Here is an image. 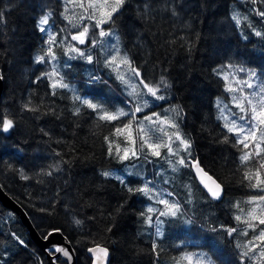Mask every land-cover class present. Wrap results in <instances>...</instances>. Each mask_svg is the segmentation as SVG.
I'll list each match as a JSON object with an SVG mask.
<instances>
[{
    "label": "trees",
    "instance_id": "16d2710c",
    "mask_svg": "<svg viewBox=\"0 0 264 264\" xmlns=\"http://www.w3.org/2000/svg\"><path fill=\"white\" fill-rule=\"evenodd\" d=\"M145 3L149 6L147 17L138 13ZM63 8V0H0V12L4 14L0 22V74L4 79L0 113L7 112L16 121L10 132H0V185L22 206L41 234L61 230L77 249L79 264H91L86 251L91 238L107 241L110 264H169L176 250V239L188 236L213 237L214 242L207 245L223 264H241L235 241L223 232L210 231L212 226L221 224L243 228V224L234 220L237 210L231 204L256 194L247 181L242 182L244 169L239 164L237 149L218 142L223 121L217 119L215 100L220 96L228 103L230 97L212 70L231 61L264 71V39L256 37L246 22L237 26L231 19L235 10L247 15L258 30H264V21L252 11L264 10V4L253 5L250 0H127L121 11L116 29L124 49L153 80L161 74L167 76L171 102L184 109L181 127L193 138V156L225 189L221 200H211L193 169L181 167L174 172L166 161L151 157L152 163L143 162V158L135 162L137 165L143 162V168L133 171L153 180L158 188L167 184L178 190L184 219L194 221L192 225L180 220L165 222L164 238L160 241L163 251L158 259L151 253L154 228L144 224L138 215L152 202L136 194L125 203L128 194L120 182L100 175L106 169L125 174V165L105 154L107 145L103 137L110 134L112 124L98 121L86 108L81 109L80 116H73L71 92L61 89L52 96L46 79L37 82V77L48 70L46 65L35 63V57L45 47L44 34L36 27L37 19L43 11L50 10L53 26L59 29L67 23L60 15ZM243 35L248 38L243 39ZM79 64V78L69 83L81 96L102 100L111 93L121 103L126 99L113 87L114 83H109L108 80H116L109 71ZM89 71L98 73L108 83L89 85ZM238 75L244 77V73ZM29 99L39 111L23 108ZM230 107L238 111L234 105ZM51 108L56 109L59 118L52 114ZM121 140L117 138V142ZM57 163L59 171L53 170L51 176L40 174L41 169L49 170L50 165ZM16 169H23L30 179H22ZM164 169L170 183L163 175ZM128 179L139 183L141 176ZM185 185L191 187L194 200ZM121 204L124 206L117 211ZM242 207L247 211L250 206L242 203ZM40 208L48 211L41 212ZM74 217L83 223L76 225ZM179 223L185 235L177 234ZM109 225H114L111 232L107 231ZM246 240L247 237H236V241ZM183 248L189 250V244ZM49 251L55 253L54 248ZM56 262L65 264L60 257ZM0 264H50L19 216L1 203Z\"/></svg>",
    "mask_w": 264,
    "mask_h": 264
},
{
    "label": "snow or ice",
    "instance_id": "6c2138e0",
    "mask_svg": "<svg viewBox=\"0 0 264 264\" xmlns=\"http://www.w3.org/2000/svg\"><path fill=\"white\" fill-rule=\"evenodd\" d=\"M258 2L264 4V0H250L253 5ZM126 3L127 0H63L64 8L60 15L67 23L65 27L55 32L52 31V25L55 22L53 12L43 11L37 19L36 27L44 34L45 47H42L41 53L35 57V63L46 65L48 70L37 77V82L46 79L52 96L57 95V91L61 89L71 92L74 105L73 116H80L81 109L86 108L91 110V114L98 121L112 124L110 134L103 137L107 145L105 154L110 159L124 164L125 174L119 175L113 170L106 169L100 175L120 182L122 190L128 194L125 197V203L136 194L152 202L138 215L144 224L154 228V234H151L153 235L151 253L158 259L163 251L160 241L164 238L162 227L165 223V220L160 217L168 218L170 221L180 220L186 225H192L194 221L190 218L184 219L183 206L179 200L173 198V193L158 189V185L153 180L144 178L141 172L133 170L137 167L142 169L143 162L152 163L150 157L162 159L174 172L181 167L193 169L211 200H221L225 189L222 183L208 175L198 157L193 156V138L181 127L185 115L183 106L170 105L164 109L163 113L153 109L152 106L156 101L170 99L168 90L171 84L167 76L161 74L158 79L153 80L145 71H142V66L135 64L127 51L121 53L116 24ZM252 11L264 21V10L253 8ZM138 13L147 17L148 4L145 3L138 9ZM172 14L174 16L177 14L175 9L172 10ZM231 19L237 26L246 22V26L256 37L264 39V30L254 27L247 15L242 16L234 10ZM3 20L4 14L0 12V22ZM102 38H111L113 42L108 43ZM247 38L243 35V39ZM57 48L66 57L62 67ZM93 48L103 55L94 60ZM76 59L84 60L88 64H98L102 61L104 68L109 69L110 74H114L115 79L120 83L121 90L126 96V99L122 101L124 107L109 106L102 100L79 95L75 86L66 82L62 74V69L70 68V61ZM212 71L221 80L223 91L230 97L228 103H225L220 96L215 100L217 119L223 121L222 136L218 142L230 144L237 149L239 164L244 169L242 182L247 181V186L255 189L256 194L246 201H235L231 204L237 210L234 220L238 224H243V228L238 229L236 226L221 224L212 226L210 231L223 232L235 241L241 264H248V262L264 264V71L231 61L218 65ZM239 73H244V77L241 78ZM87 77L89 85L108 83L93 71H89ZM2 79L3 76L0 75V80ZM230 105H234L238 111H233ZM23 108L31 112L39 111V108L32 106L31 99L23 105ZM50 111L59 118L55 108H51ZM116 121H119V124L114 123ZM15 126V118L7 112L0 113V132L8 133ZM117 138H122L121 142H117ZM121 143L124 144L123 147ZM141 158L143 162L137 165L135 162L141 161ZM8 167L13 168L12 165ZM53 170H60L58 163L50 165L49 170L41 169L40 174L51 176ZM16 171L22 179H30L23 169H16ZM131 176H141L140 182H131L128 179ZM185 187L190 197L191 187L188 185ZM0 188H3V185H0ZM188 203H191L190 199ZM242 203L250 206L247 211L242 207ZM153 204L163 205V208L154 207ZM123 206V204L119 205L117 211ZM39 211L46 212L48 209L40 208ZM73 222L78 226L83 223L75 217ZM113 227L114 225H109L107 231L111 232ZM249 232L252 234L249 235ZM237 236L247 237V240L236 241ZM16 239L21 244L24 243L18 236ZM90 244L86 251L91 254L92 264H108L107 241L91 238ZM54 251L67 258L66 264H71L75 249L69 251L65 247L54 246ZM174 264H215V261L206 252H185L179 258H174Z\"/></svg>",
    "mask_w": 264,
    "mask_h": 264
},
{
    "label": "rangeland",
    "instance_id": "374dc122",
    "mask_svg": "<svg viewBox=\"0 0 264 264\" xmlns=\"http://www.w3.org/2000/svg\"><path fill=\"white\" fill-rule=\"evenodd\" d=\"M76 11H79V9H76ZM65 27V26H63ZM61 27V28H63ZM107 27V26H106ZM60 29V28H59ZM58 29L55 28L53 25H52V31H57ZM72 31H75V30H72ZM120 39H119V47H120V50H121V53L123 54L126 50L124 49V46H123V40H122V37L119 33V31L116 29ZM59 39V38H58ZM102 39H105L108 41V43H112V39L111 38H102ZM82 48L85 47V46H81ZM57 51V54L59 56V59H60V64H61V67L63 65V62L64 60L66 59V57H64L62 54H61V50L59 48L56 49ZM92 55L94 57V60L95 58H97L98 56H102L103 54L102 53H98L97 49L96 48H93L92 49ZM79 63H84L85 65H90V66H95L96 68H98L99 70L100 69H106L107 71L110 72L109 69L107 68H104L103 66V63L102 61L100 63H94V64H88L86 61L84 60H81V59H76V60H72L70 61V64H71V67L70 68H67V69H62V74L65 76V81L66 82H69V81H74V79L76 78H79V66L80 64ZM98 72H101L102 71H98ZM106 74V73H105ZM110 75V74H109ZM112 76L115 77L114 74H111ZM110 75V76H111ZM111 76V77H112ZM109 83H114L113 84V87L118 91V93H123L122 90H121V86L119 84V81L117 80H114L111 81V80H108ZM79 94V93H78ZM124 94V93H123ZM80 95V94H79ZM82 97H89L91 98L90 95H84ZM126 97V96H125ZM103 102H105L106 104H108L109 106H112V105H116V106H119V107H124V105L121 103V101L116 97L113 96V94H109L107 96H105L103 99H102ZM157 105H159L157 107ZM170 105H176L175 103L171 102V99H168L166 101H156L155 104H153V109L157 112H161L163 113L164 112V109L168 108ZM148 111V110H146ZM138 116L142 115V114H137ZM183 154V153H182ZM181 173L177 174L176 177H179L178 175H180ZM163 175L164 177L168 180V182L170 183V179H169V176H168V173L166 171V169L163 170ZM182 181V177H180V182ZM158 189H163L165 190L166 192H171L173 193V198L178 199V190H176L175 188L171 187L170 185H167V184H164V185H159V188ZM190 199L191 200H194V197L193 195L190 196ZM163 208V207H162ZM160 219L162 220H165V222H169V219L168 218H165V217H160ZM165 224V223H164ZM200 226L201 227H204V224L203 223H200ZM177 230H178V233L179 236L180 235H185V232H182L181 230V224L179 223L178 226H177ZM189 237V238H188ZM188 237H180V239H176V244H174V248H176L175 252L171 254L172 256V262L169 263V264H174V258H179L180 256H182L185 252H190V253H200V252H206L208 253L212 260L215 261V264H223L222 261L216 256L214 255V252H212L209 247H208V243H213L214 241L212 239H214L213 237L211 239L207 238V237H204L203 239L199 238V237H195V238H192L190 236ZM181 242H183V244H181ZM185 244H189V250H185V248H183V246Z\"/></svg>",
    "mask_w": 264,
    "mask_h": 264
},
{
    "label": "water",
    "instance_id": "95a60500",
    "mask_svg": "<svg viewBox=\"0 0 264 264\" xmlns=\"http://www.w3.org/2000/svg\"><path fill=\"white\" fill-rule=\"evenodd\" d=\"M3 87H4V79L0 80V98L3 92ZM205 171L214 180L219 182L217 178H215L211 173H209L207 170ZM197 180L200 183V180L198 177H197ZM200 185L203 187L201 183ZM0 203L5 208L12 210L14 213H16L19 216L22 224L27 228L30 238L42 251L46 253L50 264H64V263L56 262V258L58 257L62 258L65 261V264L67 261V258L64 257L61 253L59 252L51 253L49 251V249L54 248V246H57V247L62 246V247L67 248L69 251H72L73 249H75V254L73 256L71 264H79V255H78L77 249L73 246L71 241L61 230L56 229V230H51L45 235L41 234L37 230V228L34 226V224L32 223L26 211L22 208V206L19 203H17L3 188H0ZM46 236L47 238H45ZM87 254L91 258V254L88 252ZM110 261H111V251L109 249L108 264H110ZM91 264H92V259H91Z\"/></svg>",
    "mask_w": 264,
    "mask_h": 264
}]
</instances>
